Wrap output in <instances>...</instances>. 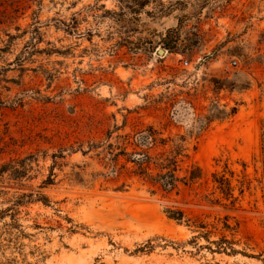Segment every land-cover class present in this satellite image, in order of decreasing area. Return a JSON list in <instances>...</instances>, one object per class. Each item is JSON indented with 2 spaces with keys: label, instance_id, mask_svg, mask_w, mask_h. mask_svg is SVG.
<instances>
[{
  "label": "rangeland",
  "instance_id": "obj_1",
  "mask_svg": "<svg viewBox=\"0 0 264 264\" xmlns=\"http://www.w3.org/2000/svg\"><path fill=\"white\" fill-rule=\"evenodd\" d=\"M148 124L199 179L98 174L88 143ZM263 159L264 0H0V210L33 196L0 212V264H263Z\"/></svg>",
  "mask_w": 264,
  "mask_h": 264
},
{
  "label": "trees",
  "instance_id": "obj_2",
  "mask_svg": "<svg viewBox=\"0 0 264 264\" xmlns=\"http://www.w3.org/2000/svg\"><path fill=\"white\" fill-rule=\"evenodd\" d=\"M201 129H203V126ZM97 148H100V150L96 153V156H98L99 161L108 170L106 173L99 172L98 174L102 175L105 179L109 175L118 177L120 174L126 173L130 176H136L153 186H157L165 192H170L177 190L180 183L189 184L199 179L202 175L201 169L197 165H191L185 174H179L180 162L188 157L186 136L184 134L163 136V132L153 124H148L132 132L116 133L114 137L108 132L104 141H90L87 151ZM87 151L82 152L85 154ZM120 160L123 162L119 163ZM24 169L26 168L24 167ZM19 173H24V170H20ZM21 175L18 174V176ZM51 176L52 173L42 181V184H52L53 178ZM231 176L232 171L227 168L223 169L221 173L212 172V181L216 184V188L222 193L224 198L229 199L230 203H233L236 196L233 195ZM32 197V193L22 194L17 200L11 202L9 206L1 209L0 212L2 214L9 213L14 218L12 210L26 203L22 202L25 198L31 199ZM35 197L45 204L49 201L47 196L41 192H37ZM166 212L169 218L179 222L183 220L184 214L179 209H167ZM195 226L200 228L205 227L201 223ZM224 228L228 230L233 229L226 222H224ZM200 236H204L207 239V232H201ZM211 242L216 245L215 249L207 246L212 251L225 252L227 254L242 253L243 255L254 256L234 248L232 246L234 242L224 236L217 240H211ZM261 260L264 264V258H261Z\"/></svg>",
  "mask_w": 264,
  "mask_h": 264
},
{
  "label": "built area",
  "instance_id": "obj_3",
  "mask_svg": "<svg viewBox=\"0 0 264 264\" xmlns=\"http://www.w3.org/2000/svg\"><path fill=\"white\" fill-rule=\"evenodd\" d=\"M183 63H185V64H186V63H187V60H183ZM233 63H235V61H233Z\"/></svg>",
  "mask_w": 264,
  "mask_h": 264
},
{
  "label": "water",
  "instance_id": "obj_4",
  "mask_svg": "<svg viewBox=\"0 0 264 264\" xmlns=\"http://www.w3.org/2000/svg\"><path fill=\"white\" fill-rule=\"evenodd\" d=\"M158 52H159V53H162V52H163V50H162V49H158Z\"/></svg>",
  "mask_w": 264,
  "mask_h": 264
}]
</instances>
